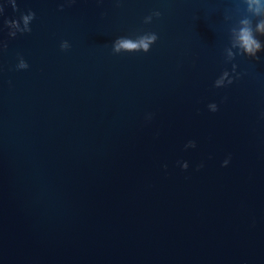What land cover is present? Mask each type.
<instances>
[{"label": "water", "instance_id": "water-1", "mask_svg": "<svg viewBox=\"0 0 264 264\" xmlns=\"http://www.w3.org/2000/svg\"><path fill=\"white\" fill-rule=\"evenodd\" d=\"M261 21L264 0H0V264H264Z\"/></svg>", "mask_w": 264, "mask_h": 264}, {"label": "clouds", "instance_id": "clouds-1", "mask_svg": "<svg viewBox=\"0 0 264 264\" xmlns=\"http://www.w3.org/2000/svg\"><path fill=\"white\" fill-rule=\"evenodd\" d=\"M248 3L251 5L252 3L259 4L260 0H248ZM15 7V6H14ZM257 12L260 11L259 8L256 10ZM156 15H160V13H156ZM35 13L32 12L29 16H24V22L27 24L29 19L34 18ZM150 19V18H149ZM7 24H12L14 23L13 21H7ZM243 24L248 25L250 22L248 20L242 21ZM258 30L261 32H264V21H261L260 24L258 25ZM29 31H31L29 29ZM12 35H15V33H12ZM157 37L155 35L151 37H146L144 39H141L138 44H133L131 41H121L120 44L117 47V51L120 50L121 47L123 48H136V47H142L145 51L148 50L149 44L151 41L156 40ZM239 40L241 42V46L249 53L252 55H255V52L260 49V44L259 42L254 38L252 30L250 27H243L240 30L239 34ZM20 67H28V65L24 64L23 62L21 63ZM213 109L215 110V105H213Z\"/></svg>", "mask_w": 264, "mask_h": 264}]
</instances>
